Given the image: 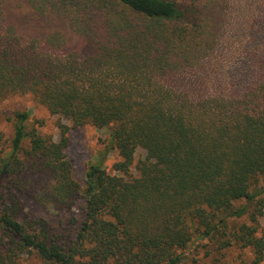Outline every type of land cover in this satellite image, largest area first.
Segmentation results:
<instances>
[{"label":"trees","instance_id":"trees-1","mask_svg":"<svg viewBox=\"0 0 264 264\" xmlns=\"http://www.w3.org/2000/svg\"><path fill=\"white\" fill-rule=\"evenodd\" d=\"M29 3L47 20L71 17L92 51L62 52L67 37L58 30L24 39L17 8L0 0V104L30 93L75 126L106 129L121 156L113 164L119 173L129 171L137 148L148 157L139 176L125 177L110 173L100 154L82 185L65 151L70 126L60 122L55 140L29 128L28 110H16L8 117L10 150L0 152V264H19L25 254L37 264H181L204 239L220 249L236 242L262 262L264 21L250 22L248 12L244 29L261 43L250 53L259 75L242 65L243 83L233 84L218 76L222 64L212 63L234 11L246 13L231 0ZM186 74L197 78L184 86L174 81ZM32 167L52 179L35 201L70 209L84 199L74 240L60 241L45 221L23 213Z\"/></svg>","mask_w":264,"mask_h":264},{"label":"rangeland","instance_id":"rangeland-1","mask_svg":"<svg viewBox=\"0 0 264 264\" xmlns=\"http://www.w3.org/2000/svg\"><path fill=\"white\" fill-rule=\"evenodd\" d=\"M231 1L233 5L240 6H237V8L241 13L242 9L246 13L244 12L243 17H240L234 11L232 18L229 20L224 41L219 46L216 59L214 58L212 63L218 62V64H222L221 70L224 75H218L219 77H224L222 81H232L233 84L240 82L242 84L243 81L238 79V77L242 76L241 71H246L244 68H240L242 65L249 70L255 69L251 77L254 78L259 75L258 57L255 55L253 59L250 57V53H254V47L261 43L255 41L257 36L249 34L244 29L247 24L248 12L253 14L250 22L253 17L256 18V23L264 21V0ZM3 5L17 8L18 26L24 39L37 37L43 40L48 34L58 30L67 37V46L62 52L76 51L84 56L92 51L91 45L76 32L70 19L71 17L69 18L67 14L49 17L47 20V16L45 17L32 10L29 0H3ZM258 30L263 35V29L258 28ZM218 60H221L222 63ZM218 64L216 65L217 70H219ZM196 78L195 74H186L184 77H179L177 78L178 80L174 81L178 85L184 86L190 80ZM209 78L213 80V77L209 76ZM21 109H26L30 113L29 128L36 127L38 132L52 136L55 140L60 138V128L58 127L60 122L70 126L68 132L69 144L65 151L72 162L73 174L82 185L85 183L87 166L95 162L100 154L105 157L104 164L110 173L121 174L125 177L139 176L140 172L137 167L141 161L148 157L147 151L139 147L136 150L134 163L129 171L127 173L117 172L113 164L120 160L121 156L117 150L111 148L110 136L106 129L97 128L92 124L75 126L69 119L52 113L47 106L37 101L30 93L12 94L0 104V131L3 133V140L0 143L1 154L10 150L11 147L13 131L8 117L12 116L16 110ZM24 145L25 147L29 146V139L25 141ZM24 179L27 182V187L31 188L32 194L22 193L21 195L23 201L20 206L23 213L32 219L45 221L49 229L54 235L59 237L60 241L74 240L84 218V199H77L74 206L70 209L53 208L42 204V202L35 201V196L42 194L43 190L50 186L52 179L36 167H32ZM259 231L264 235V216L261 218ZM253 259L254 253L251 248H244L235 242L229 247L220 249L217 242L204 239L195 242L190 250L185 252L181 264H255ZM37 262L33 255L25 254L19 264H37ZM259 264H264V260Z\"/></svg>","mask_w":264,"mask_h":264}]
</instances>
